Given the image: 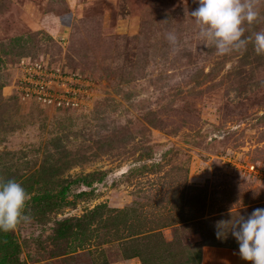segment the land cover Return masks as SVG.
Here are the masks:
<instances>
[{"label":"rangeland","instance_id":"1","mask_svg":"<svg viewBox=\"0 0 264 264\" xmlns=\"http://www.w3.org/2000/svg\"><path fill=\"white\" fill-rule=\"evenodd\" d=\"M198 7L0 0V180L31 196V220L0 231V264H202L206 248L239 249L232 225L264 208V54L206 47ZM34 63L70 78L50 88L75 106L26 92Z\"/></svg>","mask_w":264,"mask_h":264},{"label":"clouds","instance_id":"2","mask_svg":"<svg viewBox=\"0 0 264 264\" xmlns=\"http://www.w3.org/2000/svg\"><path fill=\"white\" fill-rule=\"evenodd\" d=\"M199 7L191 12L199 26V37L205 46H213L218 55L246 49L252 43L258 55L264 54V31L245 36V25L255 23L260 12L256 0H197ZM166 39L173 46L178 37L169 32ZM31 196L15 180H0V231L10 232L31 220L25 209ZM231 234L239 245L240 257L250 264H264V208L255 209L245 220L240 216L232 225ZM218 237L223 236L218 232Z\"/></svg>","mask_w":264,"mask_h":264},{"label":"built area","instance_id":"3","mask_svg":"<svg viewBox=\"0 0 264 264\" xmlns=\"http://www.w3.org/2000/svg\"><path fill=\"white\" fill-rule=\"evenodd\" d=\"M24 69L26 71L25 73L28 74V77L23 81L27 82V84L30 85L26 88L27 93L32 91V87L35 90L34 93L36 95L41 96V99H44L46 102L56 104L58 108H71L72 106H75L74 99L59 97L57 94H53L54 90H51L50 88L53 83L60 82L61 79L65 78V80L70 81V78L64 77V74L62 72L58 73V79L57 72L55 73L53 70L50 71L46 67L44 68L40 63H34L27 66L24 65ZM242 168L248 171L250 174L257 176L260 175L259 170H257V167L255 166L246 165L242 166Z\"/></svg>","mask_w":264,"mask_h":264},{"label":"crops","instance_id":"4","mask_svg":"<svg viewBox=\"0 0 264 264\" xmlns=\"http://www.w3.org/2000/svg\"><path fill=\"white\" fill-rule=\"evenodd\" d=\"M202 264H250L239 255V249L206 248L203 252Z\"/></svg>","mask_w":264,"mask_h":264},{"label":"trees","instance_id":"5","mask_svg":"<svg viewBox=\"0 0 264 264\" xmlns=\"http://www.w3.org/2000/svg\"><path fill=\"white\" fill-rule=\"evenodd\" d=\"M186 10H187L186 8H184V7L182 8L181 7L180 8V12L178 14L175 11H172L171 14H169V16H168V18L166 20L167 30H173V31H175V30H179L180 29L178 17L180 16V17L186 18V16H185V14H186L185 11ZM258 26H261L264 29V14L263 13H260V17H259V19L255 23H253L251 25H245V28H246V30H249V31H251V30L257 31V30H255V28H257ZM165 50H166V48H165ZM166 51H167L166 52V56L169 59L170 56H172V53L174 52V50H170V47L167 46V50ZM208 52L212 54V53H214V49H210ZM227 56L228 55H226V57ZM193 59H194L193 55H190V62H191L190 64L191 65L195 64L193 62ZM194 77L196 79H198L197 76H194Z\"/></svg>","mask_w":264,"mask_h":264}]
</instances>
